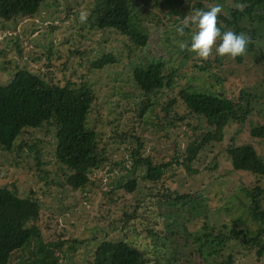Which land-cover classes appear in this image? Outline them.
<instances>
[{"label":"trees","instance_id":"16d2710c","mask_svg":"<svg viewBox=\"0 0 264 264\" xmlns=\"http://www.w3.org/2000/svg\"><path fill=\"white\" fill-rule=\"evenodd\" d=\"M48 1L0 0V24L3 30H6L3 22L37 21ZM150 1L154 3L155 10L159 9L162 14L166 11L163 19L159 17L155 23L165 42L170 43L171 38L176 37V40L185 41L187 45L190 34L195 30L188 19H191L195 10H206L205 2L209 6L217 3L221 5V12L217 15V26L221 31L232 30L248 35L250 40L244 55L236 58L218 56L214 50L211 56L201 58L185 50L188 49L187 46L185 49L180 48L181 65L188 60L198 62L195 68L201 73H210L217 78L218 84L227 83V94L223 91H198L192 85L178 88L176 74L179 69L170 67L168 60L129 58L124 68L130 70L127 77L142 99L134 110L137 123L133 128L126 127L128 129L119 132L120 120L116 117L111 119L109 109H104L103 99H100L103 87L109 86L110 80L106 78V74L119 64L118 57L115 54H105L86 65L90 72L101 78L102 82L99 84H104L97 87L89 84L85 76L80 77L79 82L74 81L75 74L66 75L62 79L54 76L52 69L56 65L52 58L56 56L59 60L60 56L58 49H51L44 56L33 59L34 63L46 59L45 70L34 73L29 67L17 64L8 75V78L14 76L9 84H0V149L9 153L15 147L19 148V152L33 153L35 150L41 178V168L47 164L46 160H39V154L44 151L41 145L47 142L44 138H52L54 144L49 153L53 152L54 164L59 167L58 172L63 180L61 184L64 188L81 192L83 199H87V190L101 191L97 182L100 171L106 168L124 169L132 175L126 181H120L110 191L101 193L109 203L121 204L123 212L120 221L123 231L140 224L143 226L140 231L153 238L156 244L161 239L170 242L174 238L182 241L180 244L189 242L193 249L186 257L199 254L202 263L206 262L203 257L205 247H214V254H218L226 248L228 242L239 240H243L246 246H260L258 255L262 257L264 187L260 185V181L264 182V159L254 146H230L225 152L234 171L248 173L260 179L252 190H246L251 220L260 224L252 236L247 231L237 230L229 225L218 229L210 222L204 224L201 233L192 234L188 231V225L196 215L198 218L203 215L205 221L208 220L207 213H203L201 208L203 196L188 192L189 189L172 190L167 186V181L185 179L189 183L191 176L199 172L194 167L200 164L203 155L205 158L206 153L213 152L217 145L222 144L225 128L232 122H244L254 112L255 103L264 99V77L256 80L258 82L253 86V92L247 91L251 87L242 89L237 97L232 95L235 82H231L242 73L250 72L248 66L242 71L246 68L242 65L247 62L264 76V48L257 45L264 42V0H93L87 24L93 30L111 32L115 37H121L129 54H135L137 50L145 49L150 41L147 22L152 25L155 18L151 19L144 12L145 4L148 5ZM134 4H139L140 8H135L137 6ZM237 4L242 7H237ZM171 17L172 20L169 21ZM54 28V25H50L51 30ZM178 29H182V32ZM17 50L22 53L19 46ZM85 52L80 49L69 50L72 57L78 56L80 59H83ZM233 65L237 68H233ZM166 93L173 94L161 102ZM106 118L109 121L105 122ZM105 124L110 127L109 138L120 141L124 146L128 153L127 159L115 161L112 158L109 140L105 138ZM181 125L191 127L190 133L184 134L183 145L177 139L180 134H176ZM147 130H152L151 134H155L158 147L172 140L173 135L176 136L168 147L171 157L156 161L147 153V142L141 135ZM31 132H39L43 137L33 141L28 135ZM24 135H28L30 140L19 144L18 139ZM250 135L264 142V124L254 127ZM151 148L155 149V145ZM49 153H45V156ZM51 184L60 182L53 179L47 186ZM12 187L10 189L0 185V264H11L15 254V264L68 263L69 252L74 247H67V244H84L85 241L65 240L62 233L55 234L53 240L45 239L41 229V203L55 205L54 200H48L49 195L56 197L54 192L48 190L42 195L30 190L27 196H20L16 184L13 183ZM116 193L120 194L118 199L114 198ZM60 204L63 205L62 202ZM65 209L70 211L67 206ZM154 212L159 213L167 231L163 227L156 229L158 219ZM183 256H156L144 246H138L127 239L102 240L92 251L88 264L189 263L182 262ZM215 263L235 264L233 252L227 253L222 261Z\"/></svg>","mask_w":264,"mask_h":264},{"label":"rangeland","instance_id":"374dc122","mask_svg":"<svg viewBox=\"0 0 264 264\" xmlns=\"http://www.w3.org/2000/svg\"><path fill=\"white\" fill-rule=\"evenodd\" d=\"M92 3L93 0H49L40 18L35 22L21 20L17 21V23H4L1 21L6 30H3V26L0 24V84L3 86L9 84V80L11 81L14 76L8 78V75L13 72V68L17 64L21 65V67H29L34 73H37L36 71L38 70H45L46 59L37 63H34L33 59L44 56L48 50L58 49L59 60L56 56L52 58L56 65L52 69L54 76L62 79L66 75L75 74V82H79L80 77L85 76L89 84L101 87L104 85L99 84V82H102L101 78L90 72L86 65L91 60L98 59L102 55L115 54L118 57L119 64L108 75L106 74V78L110 80L109 86L107 88L103 87L104 90H102L103 94H100V99H103L102 105L104 109H109L108 113H110L111 119L116 117L120 120L121 128L119 132L123 129L133 128L134 124L137 123L138 120L135 119L134 110L136 104L142 99H140L141 94L139 91L135 89L132 81L127 77L130 70L124 68L129 62V58H135L136 60L138 58L168 60L170 67L179 69L176 74L178 88L192 85L198 91L209 90L215 93L223 91L226 94L229 91L228 85L226 86L227 83L218 84L217 78L211 76L210 73L203 74L197 70L195 65L198 62L188 60L187 63L181 65L179 45L181 42L185 43V41L176 40V37H172L170 43L165 42L161 30L157 29L158 27L155 26V23L158 22L157 19L159 17L163 19L162 17L166 14V11L162 14L159 9L155 10L153 2L150 1L148 5L145 4L144 9L146 15L149 14L151 19L155 18L152 21V25L147 22L150 32L149 44L145 49L137 50L135 54H129L128 48L121 41V37L118 38L111 32L96 31L89 27L87 17ZM205 4L207 9L211 7L208 2H205ZM134 6H137L135 8H140L139 4H134ZM84 13H86V16L82 15ZM168 20H172V17ZM50 25H54L55 28L51 30ZM16 43H18L22 51L21 54L20 52L18 53ZM257 45L264 48V42L257 43ZM75 49L86 51L83 59L70 55L69 50L74 51ZM185 50L189 51L188 49ZM211 53L209 56H211ZM194 57L192 56V58ZM242 66H246L242 71H245L248 66L250 72L248 74L244 72L238 78L231 80V82H235L232 92L233 96L236 95L235 97L239 95L242 89L249 87L251 89L247 91L253 92L255 88L253 86L258 82L256 80L264 77L263 73L257 71V68L250 66L249 62ZM233 68H237V66L233 65ZM214 73L217 74L215 71ZM178 88H175V90H178ZM170 95L166 93L165 96H162L161 102L166 101ZM254 107V112L244 122H232L225 128L222 144L217 145L213 152L206 153L205 158L203 155L200 164L194 167L199 169V172L191 176L192 179L189 180V183H186L185 179H168L167 181V186L172 190L186 191L189 189L188 192L203 196L204 202L201 208L203 213H207L208 222L202 217L203 215L200 218L196 215L193 222L188 225V231L194 235L201 233L204 224L209 222L213 223L218 229L223 225H229L234 229L247 231L249 236L254 235L259 228L260 224L251 220L249 214L250 203L246 190H252L260 179L248 173L234 171L225 155L227 148L230 146L252 145L264 159V142L254 139L250 135V131L254 127L264 124V99L255 103ZM178 110L180 112L183 111V109ZM243 111L244 109L241 112ZM92 118H94V115H92ZM104 121L107 122L109 120L106 118ZM103 127H105V130ZM103 127L101 126L104 133H106L105 138L109 140L110 151L113 153L112 158L115 161L127 159L128 153L125 152V148L120 141H114L109 138L110 127H107L106 124ZM178 128L176 134H180V137L177 139L183 145L185 143L184 134L190 133L189 129L191 127L181 125ZM151 132L153 131L147 130L146 133L141 134L147 142V153L153 156L156 161H163L171 157L168 147L176 136L173 135L172 140L164 142L158 147L157 139L154 138L155 134H151ZM28 135L31 136L33 141L36 138L43 137V134L39 132H31ZM28 135L22 136L17 142L20 144L22 141H29ZM44 139L47 142L41 145L44 151L39 154V160H46L47 164L41 168V178H39L36 165L38 162L35 159V150L33 153L29 151L19 152V148L15 147L9 153L0 149V185L13 189V183L16 184L18 195L20 196H27L30 190L42 195L48 190L52 193L54 192L56 197L52 198L49 195L48 200H54L55 205L51 203L50 208L48 203H41V229L45 239L53 240L52 237L55 234L62 233L65 240L72 241L77 239L85 241L84 244H67V247L73 246L74 250L69 252L70 261L66 264H88L92 251L96 248L98 242L102 240L122 241L123 239L132 241L138 246H144L150 253L154 252L156 256L169 255L173 257V255H184L181 259L183 260L182 262L188 261L189 263L187 264H217L215 261H222L227 253L231 251L235 257V264H264V251L262 257L258 255V247L260 246H246L243 240L228 242L226 248L218 254H214V247H205L203 257L206 262L202 263L198 257L199 254L193 257H186V254L191 253L190 251L193 249L189 242L180 244L182 241H177L174 238L170 242L161 239L159 244H156L153 238L140 231V228H143L140 224L137 227H131L123 231L120 221L123 212L121 204L109 203L107 197L101 193L110 191L120 181L123 179V181H126L128 176L132 175L124 169L113 167L112 170H108L106 168L100 171V178L97 182L103 190H87V199H83L81 198V192L72 191L67 187L64 188L61 184L63 180L60 172H58L59 167L54 164L53 152L52 154L49 153L54 143L52 138ZM154 145L155 149L151 148ZM39 150L42 152L40 148ZM45 153H49L48 156H45ZM47 178L49 180H45ZM53 179L59 181L60 184L47 186ZM260 185L264 187V182L260 181ZM46 186L49 188L47 189ZM119 195V193H116L114 198L118 199ZM41 198L43 199V196ZM60 202L63 203L64 207H62L63 205ZM65 205L70 211H66ZM153 214L158 219L156 229H161L162 227L165 229L166 224L162 218H159V213L154 212ZM261 244H264V240ZM187 246L190 248H187ZM195 249L198 250L197 248ZM16 259L17 254L12 257L11 264H15Z\"/></svg>","mask_w":264,"mask_h":264},{"label":"clouds","instance_id":"9594fccd","mask_svg":"<svg viewBox=\"0 0 264 264\" xmlns=\"http://www.w3.org/2000/svg\"><path fill=\"white\" fill-rule=\"evenodd\" d=\"M237 7H242V5L237 4ZM220 12L221 5L218 3L207 10H195L190 20L195 30L190 34L188 44L181 42L180 48L184 49L187 46L190 52L201 58L208 57L213 49L218 56L231 58L243 56L250 38L242 32L221 31L217 26V15ZM82 15L86 16V13ZM178 31L182 32V29Z\"/></svg>","mask_w":264,"mask_h":264}]
</instances>
